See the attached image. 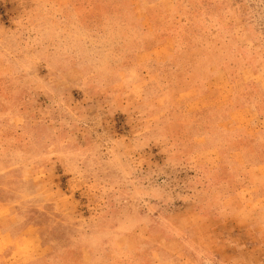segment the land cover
I'll list each match as a JSON object with an SVG mask.
<instances>
[{"label": "rangeland", "instance_id": "obj_1", "mask_svg": "<svg viewBox=\"0 0 264 264\" xmlns=\"http://www.w3.org/2000/svg\"><path fill=\"white\" fill-rule=\"evenodd\" d=\"M263 191L264 0H0V264H264Z\"/></svg>", "mask_w": 264, "mask_h": 264}, {"label": "crops", "instance_id": "obj_2", "mask_svg": "<svg viewBox=\"0 0 264 264\" xmlns=\"http://www.w3.org/2000/svg\"><path fill=\"white\" fill-rule=\"evenodd\" d=\"M232 193H229L227 198L231 199L232 202H237V212L239 211V214L237 215L235 222L237 225H239L238 229H249V227L253 226V230L256 232L259 230V228L256 226V221H255V213L250 211L247 204H245L244 200L239 197V192H235V188L231 189ZM262 199L264 200V191L262 195ZM239 204V205H238ZM186 211V210H185ZM191 210L186 211L187 215H189ZM19 224L18 222H12L10 225H0V244H4L5 242L10 241L11 239L14 238L16 235L15 233L19 232ZM196 229L199 230V228L196 225H193L190 228H188L186 231L192 233ZM223 231V226L219 223L210 229L207 230L209 233V236L215 237V240H218V237L221 236V233ZM206 233V231H205ZM160 237H155V240H157ZM162 242H157L158 245L163 247L166 252V256L168 259L167 264H178L180 259H179V254L182 252L177 248V245H173V241L177 239L179 243L181 244H186V247L189 249L191 248V240L187 237H183L182 235H178L177 237H168L165 235H162ZM220 238V237H219ZM45 238H43L42 235L38 234V231H36L32 237H31V246L29 247V253L27 257L25 258V261L29 263L32 260H35L40 257H46L47 259L63 252L65 249L63 248H58L56 244H53V241L55 240L52 239V237L48 236L47 232V246L45 245L44 242ZM97 242L92 239L90 242L84 243L79 245L80 250L78 252V257H79V264H95L97 263V260L100 258V255L102 254L103 247L99 249L97 252ZM78 246V247H79ZM124 262L118 261L116 264H122ZM125 264V263H124Z\"/></svg>", "mask_w": 264, "mask_h": 264}]
</instances>
